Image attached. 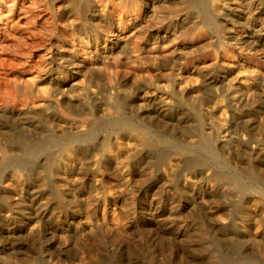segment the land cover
<instances>
[{
    "label": "rangeland",
    "instance_id": "rangeland-1",
    "mask_svg": "<svg viewBox=\"0 0 264 264\" xmlns=\"http://www.w3.org/2000/svg\"><path fill=\"white\" fill-rule=\"evenodd\" d=\"M2 1L0 264H264V0Z\"/></svg>",
    "mask_w": 264,
    "mask_h": 264
},
{
    "label": "bare ground",
    "instance_id": "bare-ground-1",
    "mask_svg": "<svg viewBox=\"0 0 264 264\" xmlns=\"http://www.w3.org/2000/svg\"><path fill=\"white\" fill-rule=\"evenodd\" d=\"M82 3H86L88 0H80ZM90 1V0H89ZM214 1L215 0H188L189 2V7H190V11L192 13L197 14V16L200 19V22L204 25L209 26L210 28L213 29L214 32H220L222 30L221 25L219 24V22L215 19L214 17V8L216 5H214ZM223 1V0H222ZM1 2L4 4L5 2L1 0ZM155 2V1H154ZM187 2V1H186ZM253 2V1H252ZM89 3V2H88ZM217 3V2H216ZM251 3V2H250ZM221 4V3H220ZM224 3H222L223 5ZM94 5V4H93ZM172 6V5H171ZM226 6V4H225ZM16 7V4H15ZM155 7V6H154ZM8 8V7H7ZM90 8V7H88ZM152 8V7H151ZM156 8V7H155ZM217 8V7H216ZM218 9V8H217ZM221 9V8H220ZM223 9V7H222ZM225 9V8H224ZM223 9V10H224ZM7 11V10H6ZM9 11V10H8ZM7 11V13H8ZM155 11V9L153 10ZM216 11V10H215ZM4 12V11H3ZM217 12V11H216ZM249 13V12H248ZM247 13V14H248ZM2 13H0V21H8L10 18H12L11 16H8V18L6 17H2L1 16ZM187 14V13H186ZM250 14V13H249ZM6 15V14H5ZM156 16V15H155ZM247 16V15H246ZM29 17V16H28ZM27 17V18H28ZM46 17V16H45ZM161 17V16H160ZM32 18V17H31ZM221 18V17H220ZM197 20V19H196ZM195 21V20H194ZM18 22V21H17ZM16 22V23H17ZM196 24V23H194ZM4 25V24H3ZM8 25V24H7ZM225 26V25H224ZM7 28V27H6ZM225 30V28H224ZM35 31V30H34ZM212 32V31H211ZM213 33V32H212ZM143 57V56H142ZM226 68V67H225ZM171 73V72H170ZM247 74V73H246ZM5 79V78H4ZM39 89V88H38ZM31 92V91H30ZM41 105H43L41 103ZM40 105V106H41ZM31 109V108H30ZM29 111V110H28ZM27 112V111H26ZM31 116V115H30ZM118 127H122L126 130H130V131H135L141 138L142 140L145 142V145L147 147H153L154 145L158 144V143H163L166 141L165 138L163 137H159L155 134H153L148 128L146 127H138L136 125H134L133 123H129V122H125V121H119L118 122ZM22 131V130H21ZM93 134H95L94 129H90V131L88 132V139H90L91 137H93ZM18 137V136H17ZM57 140V139H56ZM54 139L51 138H42L40 141L35 142V141H28L25 137H21L20 139H18V141L16 142V148H15V152L16 155H24L27 157H36L38 155H40L41 153H43L46 149L48 148H55V147H63L64 143H62L61 141H56ZM66 145V144H65ZM162 145V144H161ZM68 147V144H67ZM156 147V146H155ZM183 149L187 150L186 147H182ZM11 154H14L13 152ZM210 155L214 161V165L215 167L219 168L220 170H222L221 174H215L216 177H219L221 179L224 178V176L226 175L225 171H227L228 168V164L225 163L220 157L219 155L214 152V151H210ZM8 157V156H6ZM5 157V158H6ZM11 163V160H10ZM15 166H22L23 165H27V164H23V163H14ZM196 165L198 167L201 168H205L208 167L206 162L201 159L198 160L196 162ZM249 175L251 176V178L253 180H258L260 178V175L257 174L253 169L249 170ZM228 177V176H227ZM226 178V177H225ZM229 183L234 186L235 188H237L238 190L242 191V192H246L247 189H249V187H247L244 183V181L238 177L237 175H234L232 177L228 178ZM252 192V191H251Z\"/></svg>",
    "mask_w": 264,
    "mask_h": 264
}]
</instances>
